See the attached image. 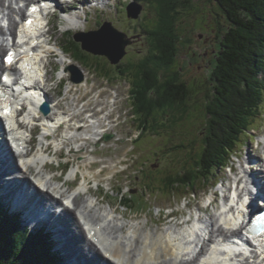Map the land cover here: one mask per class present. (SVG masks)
Listing matches in <instances>:
<instances>
[{
	"label": "bare ground",
	"instance_id": "1",
	"mask_svg": "<svg viewBox=\"0 0 264 264\" xmlns=\"http://www.w3.org/2000/svg\"><path fill=\"white\" fill-rule=\"evenodd\" d=\"M46 0H0V22L4 19L10 21V27L8 32L0 24V56L2 53H7L9 51V44L6 42L9 40L8 35L16 33L13 27V17L20 15L23 17L27 9L21 7L23 4H28L31 2L40 3ZM53 0H50L49 6H51ZM101 1L103 5H107L109 0H75L74 5L63 10V4L70 3L68 0H62L60 4L57 3V8L62 14H67L71 17H75V22L72 24H67L69 28L75 32L81 31V13L85 12L87 6L90 2L95 3L94 7H97L98 3ZM81 5V8L79 7ZM52 8V6H51ZM85 8V9H84ZM87 10V9H86ZM49 20V30L45 29L42 33L44 41L52 46V41L58 42L59 38L55 36L52 31L54 25L52 21L54 17ZM62 22L67 20L63 15L61 16ZM87 22V20H86ZM35 24L38 25L39 21L36 20ZM96 27V26H95ZM94 27V28H95ZM93 28V29H94ZM34 35L36 29H20L19 36L21 38L27 36L23 35L29 34ZM9 33V34H8ZM63 47H59L61 50ZM6 56V55H5ZM4 56V57H5ZM41 54L35 53L29 61L35 62L34 66L38 65L40 69L46 73L47 85L45 87L40 86V93L44 94V101L52 107L51 112L43 116V119H39L45 125L47 122L53 121H63L60 129L52 135V139L45 136L48 131L47 129H42L37 138V145L35 152V160L38 158L39 152H45L51 159L52 156L59 157L61 155L60 149L68 148L72 153H78L79 151L87 150L88 146L94 142L95 137L99 136L100 132L108 133L111 130V117L104 115L109 106L113 107L115 104L111 101H100L101 94L91 97L89 101L85 100L87 96L91 95L98 86H92L85 93L78 89L74 91L71 87L73 83L69 78H71V70L68 64L65 66L67 72L65 73V78L69 85L64 94H61L58 90H49L50 84H52L51 74L48 67L54 66L56 71L57 66L53 63V60L57 58L55 50H51L46 53V56L42 58L39 63V58ZM3 57V58H4ZM63 64V60L60 61ZM7 67L4 62H0V86L2 85L1 79L4 75V70ZM42 71V72H43ZM54 71V73H55ZM68 72L70 75H68ZM89 77H85L82 84L88 87ZM74 86V85H73ZM61 86H58L59 88ZM49 90V91H48ZM53 92V93H51ZM77 96V98H75ZM85 100V103L82 101ZM114 100V99H112ZM81 106V107H80ZM81 108V109H80ZM174 111V110H172ZM37 114V111H34ZM92 120V121H91ZM56 122V124H57ZM42 126V125H41ZM25 128L28 130L27 133L33 135L37 126L32 128L29 132L30 125L27 124ZM56 128V127H54ZM66 135H65V134ZM25 135V132L15 133L9 130L7 124L3 122L0 118V193L4 198L9 199L11 195L6 193L9 189V181L17 178L19 186L22 189H27L30 186L35 188L37 198V205L49 204L55 209H63V212H57L58 217L52 215L49 219V224L52 230H56L55 242L58 243V247L62 252V256L65 258L64 264H72L73 259H75L78 264L83 263H95L98 261L104 264H196L195 262L200 257L192 259H186L188 253L194 251L186 249L178 239L180 237H175L173 234H178L185 228V225L189 222L184 221L179 223L175 220L174 213L171 218H167V221L158 220L156 225L147 216L145 220L130 222L127 219V215L123 213H118L112 205L109 204V208L103 207V202L101 190L92 191V189H87L88 182L85 181L86 177L83 178L86 185L85 192L77 190L73 195V198L66 197L67 194L73 190L74 183L65 181L63 182L60 176H49L50 167L48 164L36 165V162L27 164L26 161L22 160L24 156L18 155L21 160L18 162L16 159L15 151L12 149L11 143L13 136L20 140V136ZM27 144H31L27 142ZM57 144L60 146L57 150L53 148ZM96 151L92 152V155H96ZM119 154V153H118ZM37 156V157H36ZM78 169H82L85 165L87 170L93 169L96 166L104 165L101 169L102 171L108 170L109 163L107 161H90V162H76ZM61 167V166H60ZM233 171H236L233 168ZM47 174V175H46ZM235 177H230V187L223 184L218 191L229 192L233 190L236 184L239 185V198L245 197L247 192V186L256 184L258 192L260 195L264 196V146L262 147V154L259 159L252 157L240 162V172L236 174ZM77 185L75 188H78ZM83 192V193H81ZM217 192H214V196ZM230 199V197H229ZM64 200L70 203V207H65L63 205ZM13 202V198H12ZM10 202V203H12ZM214 203L211 205L213 211H210V207L198 206L197 213L200 222L202 223V237L209 234L210 239L213 241L216 237L225 234L226 230L222 225H219L220 215L218 213L220 209V203ZM9 203V204H10ZM111 203V202H109ZM191 204H187L186 207H190ZM23 210L29 209L28 204H24ZM103 211H106V215ZM83 214V215H82ZM117 214L118 216H115ZM241 213L235 212V215L229 219L228 226L232 227L237 224V219H239ZM204 222V223H203ZM90 223V226L87 224ZM95 224V226H92ZM156 226L157 228H152ZM160 227V228H159ZM197 240V239H196ZM198 241L201 242V237H198ZM214 242V241H213ZM206 243H202V248ZM206 251V250H204ZM203 251V252H204ZM258 259V258H257ZM82 262V263H81ZM205 264H223L214 255L207 257Z\"/></svg>",
	"mask_w": 264,
	"mask_h": 264
},
{
	"label": "rangeland",
	"instance_id": "2",
	"mask_svg": "<svg viewBox=\"0 0 264 264\" xmlns=\"http://www.w3.org/2000/svg\"><path fill=\"white\" fill-rule=\"evenodd\" d=\"M133 1L135 0H121L119 3V0H109V3L107 5H103L100 1L97 6H104V9L105 7H108L107 10L109 11V17L106 19V16L100 13L101 11H99L98 13L95 10H92L88 18L92 20L93 23L89 20H87L86 22L85 20V27H83V22H81V31H83L84 29H87V31L85 32L97 30V25L101 23L99 21L105 20L110 21L115 29L127 34L130 37H136L133 44L126 48V54L117 66L110 65L105 57L94 56L87 52L85 55V59H88V62L86 63L80 62L81 64H79L73 60L70 61L69 59H67L68 62L73 63L72 66H74L78 71V73L74 76L76 80H84L85 77L88 76L87 70L92 71V73L97 72L92 67L89 68L86 65L91 66L94 63L93 65L96 64V66H103L105 70H110L114 69V67H117L115 71L110 70L108 74H110L109 78H111V80L109 81L110 83H115V81L119 82L120 88L114 91H110V94L114 95L117 98V101L120 103L121 108L120 110H118L119 115L116 114L113 116L114 120L118 119L119 124H116L115 126L116 122L111 119V121L113 122V124L111 125V130H113V128L115 127V129L111 132L116 137L115 140L113 139L115 141L114 144L109 142L112 144H110L111 146H108V144H106L100 147H97L96 144H90L87 150L83 152L79 151L78 153H73L69 156H66L64 158V162L70 163L71 167L67 172V176L65 178H72L73 173L78 170V165L73 160L81 163L90 161H107L109 163V168L102 176H98L97 172L92 174L95 175L96 179L101 178V180L98 181L94 180L95 182H102V179L105 180V182L102 183L101 189H99L103 194L102 198L100 197L101 200H105L103 202V207L107 208L109 207V204H114V208L116 209V211L118 213L126 214L128 217V221L132 223L145 220L149 215L148 217L154 222L153 225H156L157 221L161 219L159 216L160 211H163L164 216L162 217H166L168 213L174 211V213L176 212L178 214H185V217L187 218L191 212L194 215L196 214L195 208L190 209V207H185L187 203L190 204V202H195L199 205H205L207 202L206 198H202L201 195H198L196 198L188 195L187 190H180V192H178L174 197L170 196L171 193L166 195L164 194L165 192L162 193L164 190L162 187L163 184H161V180H165L168 175H176L182 172V169L192 164L193 158H198L201 142L203 140L201 129H203L204 123H206V118H204L201 113L203 111L204 105L207 104L208 101L206 99V95H198L197 97L195 95V97H193L188 103L187 116L181 117L180 114V118L174 121V124L170 125L167 123L165 124L166 127L164 128L159 127L162 124V121H160L158 125H154L152 122H150L146 133H142V130L139 129V123L134 120L132 116L131 102L127 101L129 90L128 81L126 78L116 77V73H124L128 68V63H135L145 57L146 51L150 48V42L147 45V35L150 34L148 31L152 24H154L153 27H156V30H158V27H160V23L157 16L155 15L154 8L152 9L144 1L141 2L143 10L138 19L131 20L127 18L124 8L127 7V3ZM111 2H113L112 5ZM117 4L119 8H121L120 12L119 10L117 11L115 6H113ZM185 6H188V8L186 7L179 12L177 22V29L181 37L178 46V59H176L177 62L175 63V67L179 68L180 79L188 82L190 86H195L197 85V83L199 85L200 82L204 80H206L207 84H209L210 80L208 78L210 76L209 74L211 72V69H213L214 58H216L217 56L218 47L220 44L219 39L227 29L226 27L228 26V24L223 16L214 13V11H216L217 9L215 0H190V2ZM66 7V4H63L62 8L64 11L66 10ZM79 7L81 8V5H79ZM117 17L118 20H116ZM204 17H206V20L203 19ZM56 20L62 22L61 16L56 15L54 17L52 21L54 28L56 26ZM204 20L205 22L204 24H202ZM95 22H97L98 24H95ZM95 26L96 28H94ZM52 31L55 33V36L59 38L58 42L52 41V47L59 48L63 47V44H68L67 36L63 37L62 34H59L56 31V28ZM149 36L152 40L151 35ZM63 38L64 42L62 43ZM106 43H108V41H99L97 46L105 47L104 44ZM58 52L59 51H56V54ZM57 61H59L58 57L53 60V63L56 66L60 64V62ZM48 69L50 73L52 72V74L50 75L52 78V84H50L49 88H53L49 90H58L60 92L62 90L61 94H64L67 86L69 85V82L65 84V88H57L58 85L54 86L53 81L55 79V84L58 83L59 78H57V76L58 74H61V72L54 75V66H49ZM68 75H70L69 72ZM95 77L97 78V80H94L92 77L88 78V87L77 83L73 84L74 86L72 85L71 87L74 89V91L80 89L83 93H85L92 86H98L97 90H95L91 95L87 96L85 100L89 101L91 97L97 96L99 93H102L100 101H111L115 104L113 107H111L110 105L108 108L110 109L109 113H111L116 106V99L112 97L111 100L107 101L106 98H108L110 94L108 93V91H105L106 88H102L104 87V84L102 82L106 83L105 81H108V76L104 77L98 73H95ZM100 89L104 91H99ZM209 92L211 93L210 89ZM75 98H77V96H75ZM85 100L82 102L85 103ZM261 113L262 116L258 118L256 124H253V126L249 128V132L245 134V142H243V144L236 145L239 152V156L237 157L243 160L240 161L237 158H234L236 162L234 166H237L239 164V161L244 162V160L249 158L250 155L254 158L256 157L257 159L261 157L262 147L264 146V143L258 144V141H261L260 138H263V136L259 137V135L264 133V107ZM170 120L172 119L170 118L169 121ZM138 136H140L138 142L131 143V140L135 141ZM37 138L40 139L39 136ZM53 148L57 150L58 148H60V146L55 144ZM94 150L97 152L96 156L92 155L91 153ZM65 153H67V151ZM53 157L54 156H52L51 158ZM56 160V158H53V160L51 161L54 162ZM55 164L57 165L56 162ZM87 164L88 163H86L85 165ZM85 165L82 167L80 172L86 176H90L88 175V172L84 170L86 169ZM103 167L104 165H102L101 169ZM142 167L145 168V170H143ZM51 168L52 170H54L53 167ZM62 169L63 168L58 169L55 173L56 175L54 176L61 175ZM123 170L125 172H123ZM220 170L221 171L218 174L217 179L221 180L220 183L225 182L227 183L225 185L230 187L232 184L228 180H230L231 176L235 177V175H229V170L222 171L223 168H221ZM235 170L237 175V173L240 172V165L235 168ZM115 173L117 177L111 181L112 185H110L108 180L111 179L112 176L115 175ZM49 176L53 175H51L50 173ZM61 180L63 182L66 181L64 179ZM85 181L88 182L87 177ZM213 182L214 181L210 179L206 181L205 184L208 185L212 184ZM203 184L204 183H202L201 185ZM95 186L96 183L93 184V188H95ZM220 186L221 185H219L218 187L220 188ZM159 187L160 190L158 191ZM85 188L86 185L83 182L81 185V189L85 190ZM132 190L134 191V193L132 194L134 198L132 201V205H130V209L128 210L125 207L121 206L118 197L120 198L119 194H124ZM92 191L95 190L92 189ZM141 192L146 198L141 195ZM150 192H152V196H150ZM170 204H172V208L169 207ZM210 211H213V209H210ZM115 216L118 215L115 214ZM152 228L154 229L157 227L153 226ZM3 229L4 224L0 222V231H3ZM54 251H56V249ZM59 264L64 263L59 262Z\"/></svg>",
	"mask_w": 264,
	"mask_h": 264
},
{
	"label": "trees",
	"instance_id": "3",
	"mask_svg": "<svg viewBox=\"0 0 264 264\" xmlns=\"http://www.w3.org/2000/svg\"><path fill=\"white\" fill-rule=\"evenodd\" d=\"M142 1L154 8L160 27L156 30L152 24L148 31L152 40L149 36L150 48L145 57L128 63L120 75L130 77L137 122L143 132L150 122L158 125L162 121V128L167 123L174 124L180 114L188 115V103L195 95H206L208 102L201 113L206 123L201 129L203 140L198 158H193L182 172L161 180L167 194L194 190L217 178L235 145L241 143L242 135L262 116L264 0H215L214 13L223 16L228 26L219 39L210 83L204 80L195 86L181 80L179 68L175 67L181 37L178 16L188 8L185 5L190 0L137 2ZM67 48L81 60L85 55L79 45L71 43ZM0 222L4 224L0 231V264H58L49 238L41 233L25 234L18 217L8 218L1 204Z\"/></svg>",
	"mask_w": 264,
	"mask_h": 264
},
{
	"label": "water",
	"instance_id": "4",
	"mask_svg": "<svg viewBox=\"0 0 264 264\" xmlns=\"http://www.w3.org/2000/svg\"><path fill=\"white\" fill-rule=\"evenodd\" d=\"M140 12L141 8L129 13V17L135 19ZM80 36L81 38L76 39V41L81 42L84 50L95 55L107 57L113 65L118 64L121 61L125 56L126 47L132 44L130 39H126L125 35L116 32L111 26H106L99 31L82 34ZM99 41H108V43L104 44L105 47L97 46ZM110 138L107 137V140Z\"/></svg>",
	"mask_w": 264,
	"mask_h": 264
},
{
	"label": "snow or ice",
	"instance_id": "5",
	"mask_svg": "<svg viewBox=\"0 0 264 264\" xmlns=\"http://www.w3.org/2000/svg\"><path fill=\"white\" fill-rule=\"evenodd\" d=\"M31 12H36L37 11V8L36 7H32L30 9ZM26 23L30 26L33 21L32 20H27ZM0 62H7L8 64H11L12 63V56L11 55H8L7 58H6V61L4 60V58L0 57ZM5 79H7V77H5Z\"/></svg>",
	"mask_w": 264,
	"mask_h": 264
}]
</instances>
